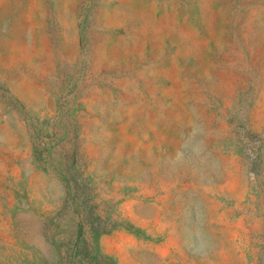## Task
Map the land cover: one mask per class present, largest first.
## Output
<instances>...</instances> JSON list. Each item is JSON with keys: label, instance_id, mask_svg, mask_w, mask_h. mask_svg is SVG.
Wrapping results in <instances>:
<instances>
[{"label": "rangeland", "instance_id": "rangeland-1", "mask_svg": "<svg viewBox=\"0 0 264 264\" xmlns=\"http://www.w3.org/2000/svg\"><path fill=\"white\" fill-rule=\"evenodd\" d=\"M73 175L104 264H264V0H0V264H70Z\"/></svg>", "mask_w": 264, "mask_h": 264}, {"label": "trees", "instance_id": "trees-1", "mask_svg": "<svg viewBox=\"0 0 264 264\" xmlns=\"http://www.w3.org/2000/svg\"><path fill=\"white\" fill-rule=\"evenodd\" d=\"M67 194L71 200V224L67 227L64 237L60 236L54 241L60 242L59 250L68 253L70 264H104V259L99 250L93 249L90 238L95 241L103 235L110 233L115 227L108 225L96 213V207L93 204L94 195L89 187L87 179L82 181L79 177L71 176L65 178ZM85 184V198L81 203H76L78 196L75 192L80 191V186ZM68 241L65 243V240Z\"/></svg>", "mask_w": 264, "mask_h": 264}]
</instances>
